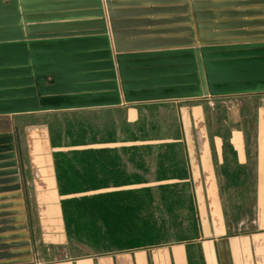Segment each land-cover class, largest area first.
I'll return each mask as SVG.
<instances>
[{
  "label": "water",
  "instance_id": "95a60500",
  "mask_svg": "<svg viewBox=\"0 0 264 264\" xmlns=\"http://www.w3.org/2000/svg\"><path fill=\"white\" fill-rule=\"evenodd\" d=\"M41 2L0 0V264L34 262L12 115L264 93V0Z\"/></svg>",
  "mask_w": 264,
  "mask_h": 264
},
{
  "label": "rangeland",
  "instance_id": "374dc122",
  "mask_svg": "<svg viewBox=\"0 0 264 264\" xmlns=\"http://www.w3.org/2000/svg\"><path fill=\"white\" fill-rule=\"evenodd\" d=\"M235 98L236 96L233 95L200 97L193 99L191 104L187 105L191 110L190 121L193 123L191 134L194 138L203 137V131L200 130L198 123L204 122L207 137L213 145L214 156L218 155V150H220L216 148L215 142L220 139L228 140L231 137L233 126L230 124L236 120L237 115L232 114L228 100H235ZM177 104L160 101L138 102L121 107L63 111V113L48 118L52 155L55 152H66V155L70 156L73 150H108L106 154L108 155L107 160L112 163L111 169L102 167L101 173H91L92 178L93 175L98 178H95L94 183L100 188L90 189L74 196L97 194L100 195V197H95V202L98 203L109 201L111 203H138L139 206L142 205L140 207L143 208V213L148 212L151 215L148 230L155 237L149 238L151 241H133V245H136L134 243L139 245L131 249L191 240L199 235L196 197L191 192L190 180H186L188 170L183 147L179 143L167 142L186 137V131L183 128L188 121L185 123L180 117ZM253 110L254 100L244 101L240 107L239 124L242 125L241 128L244 129L245 137L249 141L253 133ZM221 150L222 155H232L229 147L222 146ZM83 160L86 163L87 158ZM217 167L218 177L220 175L218 181L225 192H237V188L245 192L219 195L226 221L230 225V233L242 231L251 233L255 228L253 223L254 178L251 161L246 164V170L242 173L237 170L232 172L235 176L239 173L240 176L245 177L242 180L245 181V186L242 187H237L236 184L228 186L227 183L231 181L221 177L224 171L219 162ZM232 181L236 183L238 180L235 178ZM94 183L92 182V185ZM86 186L92 187L91 185ZM69 196L72 195L64 197ZM238 219L244 220L246 224L238 226ZM107 225L110 223L108 222ZM111 225L110 229H113L111 236L116 241L110 239V231L104 234V228L101 226V236L94 239V242L91 237L89 243L79 245L77 250L76 248L71 249L78 254L122 250L123 248L120 247L126 244L121 234L125 233L126 227H116L119 226V222L117 225L112 222ZM133 225H139V223L133 222ZM128 228L140 230V227ZM133 237L140 238L139 236ZM189 253L191 264H203L199 244L191 245Z\"/></svg>",
  "mask_w": 264,
  "mask_h": 264
},
{
  "label": "crops",
  "instance_id": "0c3cea01",
  "mask_svg": "<svg viewBox=\"0 0 264 264\" xmlns=\"http://www.w3.org/2000/svg\"><path fill=\"white\" fill-rule=\"evenodd\" d=\"M41 1V3H47L50 0ZM102 1L110 33L105 0ZM145 7L147 8V6L143 8ZM233 96H236L235 100L228 101L232 108V114L237 115L235 116L236 120L230 124L233 126L231 127V137L228 140L220 139L215 142L216 148L220 149L216 156L213 154V145L207 137L204 122L198 123L200 130L203 131V137L194 138L191 134L193 123L190 121L191 110L187 105L197 98L160 101L178 103L180 117L185 123L188 121V124H185V128H183L186 131V137L167 142L179 143L183 147L188 170L186 180H190L191 192L196 197L199 235L191 240H180L171 244L156 245V247L127 248L106 253H74L73 250L75 248L77 250L82 243L75 242L66 229L62 209L64 196L58 191L47 125L49 117L63 111L12 115L34 259V262L26 264H191L189 248L193 244L200 245L203 264H264V93ZM248 100H254V124L250 141L245 137L244 129L239 124L240 107L244 101ZM222 146L229 147L232 155H222ZM250 157H252L251 160ZM249 161L252 164L254 178L253 223L255 228L251 233L247 231L230 233V225L226 221L219 195L225 193L243 194L245 192L239 191L238 188L237 192H225L222 189V184L218 181L220 175L218 177L217 163H220L221 169L224 171L221 177L231 181L227 183L228 186L236 184L237 187H242L245 186V181H242L245 177L240 176L239 173H236L235 176L232 172L237 170L242 173L246 170V164ZM0 162L2 161L0 160ZM1 170H3L2 167H0ZM3 177L0 175V178ZM235 178L238 180L236 183L232 181ZM2 186L4 184L0 183V187ZM8 192L10 191L0 190V196ZM11 200L0 198V204ZM11 208L14 207L0 206V212ZM11 216L13 215H0V220ZM12 224L11 222H0V228L12 226ZM237 224L242 226L246 223L244 220L238 219ZM7 233L8 231H0V236ZM3 242L5 241H0V243ZM2 252L4 250L0 249V253ZM102 254L103 256H101Z\"/></svg>",
  "mask_w": 264,
  "mask_h": 264
},
{
  "label": "trees",
  "instance_id": "16d2710c",
  "mask_svg": "<svg viewBox=\"0 0 264 264\" xmlns=\"http://www.w3.org/2000/svg\"><path fill=\"white\" fill-rule=\"evenodd\" d=\"M71 111L74 112L77 110ZM106 151L108 150H73L70 152V156H67L66 152H55L53 155L58 191L63 196L72 195L62 199L63 216L67 232L75 242L84 244L89 243L91 237H93V242L94 239L100 237L102 226L105 230H103V233L105 234L110 231V239L116 241L111 236L113 229L111 230L110 228L112 222H115L116 225L119 222V226L116 227H126L125 233L123 235L121 234L126 245L120 248L127 249L138 246L139 244L134 243L136 245H133L132 243L137 240H141L140 242L151 241L149 238L155 237L148 230L150 228L149 222L151 215L148 212L143 213V208L140 207L142 205L139 206L138 203H134V205L129 202L111 203V201L98 203L95 202V197H100L97 194L74 196L77 193L100 188L99 185L94 183L97 177L93 175L92 178L91 173H101L102 167H110L111 169L112 163L107 160L108 155ZM83 156L84 158H82ZM85 157L87 158L86 163L83 160L86 159ZM92 182L94 185H92ZM86 185H91L92 187H87ZM121 212L124 213L122 214ZM108 222L110 225H107ZM133 222H138L139 225H133ZM84 225L88 227L85 228ZM128 227H140V230H131ZM142 228L146 229L144 230ZM133 236H139L140 238Z\"/></svg>",
  "mask_w": 264,
  "mask_h": 264
}]
</instances>
